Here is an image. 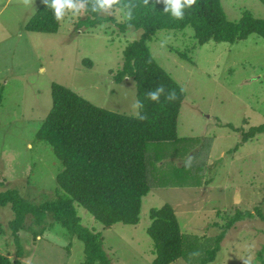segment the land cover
Masks as SVG:
<instances>
[{
    "label": "rangeland",
    "instance_id": "obj_1",
    "mask_svg": "<svg viewBox=\"0 0 264 264\" xmlns=\"http://www.w3.org/2000/svg\"><path fill=\"white\" fill-rule=\"evenodd\" d=\"M44 0H0V191L16 190L33 204L62 192L55 181L62 169L50 145L36 138L51 105V84L64 85L94 105L136 115L132 77L115 81L123 50L141 29L125 31L119 8L99 11L104 21L80 22L94 15L66 10L56 33L33 32L25 24ZM226 17L244 11L264 18L260 0H221ZM111 18V19H109ZM156 62L184 89L176 142L149 143L146 174L135 225L105 226L79 204L80 223L101 234L109 264H151L153 243L146 233L151 208L168 203L184 235L189 260L218 243L216 236L237 211L252 216L235 221L208 264H264V132L241 143L242 133L264 123V40L256 34L233 43L199 45L193 30H158L146 42ZM238 145L234 151V146ZM156 146V147H155ZM10 205L0 207V253L16 259L8 221ZM18 245L22 264H82L83 243L48 213L42 223L27 215ZM187 247H186V246ZM195 247V248H194ZM209 254V253H208ZM191 258L193 260H191ZM170 264H188L180 257Z\"/></svg>",
    "mask_w": 264,
    "mask_h": 264
},
{
    "label": "trees",
    "instance_id": "obj_2",
    "mask_svg": "<svg viewBox=\"0 0 264 264\" xmlns=\"http://www.w3.org/2000/svg\"><path fill=\"white\" fill-rule=\"evenodd\" d=\"M260 2L264 5V0ZM86 3V11L94 18L87 16L80 23L91 26L104 21V17L97 15L99 11L92 10L95 0ZM50 4L51 0L47 4L45 0L41 3L25 24L26 30L41 33L58 31L60 20L55 18ZM166 7L164 0H148V4L144 0H120V3L112 6L125 13V18L118 24L121 31L129 27L141 29L140 36L123 50V68L117 71L114 79L119 83L125 76L133 78L136 100L143 105L138 108L137 114L146 119L99 107L64 85L51 84L52 105L35 135L50 145L62 165L55 177L62 192H57L51 200L33 204L16 190L0 191V207L10 205L14 215L8 225L17 245L16 259L11 260L0 253V264H22L18 242L27 215L40 224L50 213L53 219L83 243L82 264H109V259L102 247L101 234L80 223L75 204L84 207L97 222L105 226L115 223L135 225L139 222L142 197L150 190L146 174L147 144L180 139L177 135V118L185 98L184 89L149 53L146 42L152 39L156 31H181L190 27L199 45L209 41L233 43L251 34L264 40V18L244 11L237 21H231L226 17L221 0H196L191 7L182 9L183 19L175 18L170 10L165 11ZM160 85L164 86L165 91L161 93L159 101L148 99L147 93L155 91ZM172 90H175L176 98L167 100ZM263 132L264 123L251 126L242 133L241 143ZM237 148L238 145H235L234 151ZM257 213L264 219L258 209ZM249 216H252L249 211H237L230 217L222 226V232L216 236L218 243L200 257V264L212 262L225 231L235 221ZM149 218L146 233L152 240L155 255L151 264H170L180 257L188 264H194L188 258L189 251L183 248L184 235L171 205L165 203L161 207L151 208Z\"/></svg>",
    "mask_w": 264,
    "mask_h": 264
},
{
    "label": "clouds",
    "instance_id": "obj_3",
    "mask_svg": "<svg viewBox=\"0 0 264 264\" xmlns=\"http://www.w3.org/2000/svg\"><path fill=\"white\" fill-rule=\"evenodd\" d=\"M22 2L27 5L30 3V0H22ZM159 2V0H157ZM45 3H48V0H45ZM120 3V0H95V7L93 11H108L112 8L114 4ZM145 4H148V0H144ZM164 3L167 5L165 11H171L172 15L175 18L183 19L182 9L187 6L191 7L196 3V0H164ZM50 6L54 9L55 18L57 21L61 20L65 14L66 10H73L79 12L85 8V0H51ZM129 18H131V12H129ZM165 91L163 85H160L156 88L155 91H149L147 93V98L151 101H159L161 93ZM176 98L175 90H172L167 100H174ZM134 107H143V105L137 101ZM139 119H146L145 116L138 115Z\"/></svg>",
    "mask_w": 264,
    "mask_h": 264
},
{
    "label": "crops",
    "instance_id": "obj_4",
    "mask_svg": "<svg viewBox=\"0 0 264 264\" xmlns=\"http://www.w3.org/2000/svg\"><path fill=\"white\" fill-rule=\"evenodd\" d=\"M141 205H142V202H141Z\"/></svg>",
    "mask_w": 264,
    "mask_h": 264
}]
</instances>
